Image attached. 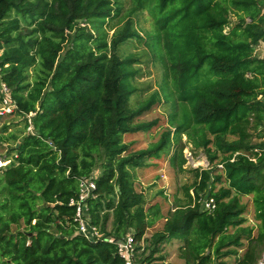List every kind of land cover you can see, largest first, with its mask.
<instances>
[{"label":"trees","instance_id":"1","mask_svg":"<svg viewBox=\"0 0 264 264\" xmlns=\"http://www.w3.org/2000/svg\"><path fill=\"white\" fill-rule=\"evenodd\" d=\"M126 1L0 0V81L11 90L16 116L33 129L0 135L9 145L5 157L15 154L14 163L0 169V264H125L117 243L131 232L152 246L148 264H165L163 247L174 239L184 242L186 264H227L232 257L235 264H258L264 252V59L254 46L264 42V0H129L122 14ZM144 12L153 22L144 35L147 47L164 76L159 90L131 108L139 60L119 49L143 38L132 18ZM118 18L125 22L121 29L112 23ZM37 65L40 76L29 82ZM161 103L172 108L168 129L149 148L134 151L124 137L156 128L158 118L134 122ZM184 135L205 150L210 167L191 170L197 181L184 187L187 202L164 217L160 206L144 207L130 171L159 159ZM183 149L171 156L173 166L187 162ZM85 177L96 183L87 201L101 235L93 240L78 233L70 205ZM251 195L257 231L246 226L240 200ZM205 196L215 199L212 212L198 203ZM163 218V228L147 240Z\"/></svg>","mask_w":264,"mask_h":264},{"label":"rangeland","instance_id":"2","mask_svg":"<svg viewBox=\"0 0 264 264\" xmlns=\"http://www.w3.org/2000/svg\"><path fill=\"white\" fill-rule=\"evenodd\" d=\"M130 5V1L127 0L122 14L125 13ZM132 19L134 29L141 31L143 33V38L130 39L120 46L119 53L122 57L134 55L139 60V64L136 65L138 75L133 80L138 91L132 96L130 101V107L135 108L141 101L147 100L154 92L159 90L164 76V69L158 62L154 61L147 47V40L144 37L146 32L153 30L152 18L149 16L148 12H144ZM232 20L236 21V17H232ZM112 23L117 26L118 29H121L125 24L121 18L114 20ZM113 32L114 31H110V35H112ZM28 73V81L34 82V80L40 76L39 66L37 65L35 68L30 69ZM171 113L172 108L170 104L161 103L155 106L148 115L138 118L134 123L148 122L158 118L160 119L159 125L149 133L140 132L126 135L124 141L132 144V149L134 151L149 148L151 145L158 142L162 134L168 129V119ZM27 132L28 130L25 128L24 121L16 115L5 118L0 117V135L9 136L15 133L21 136ZM251 134L253 135L254 143L261 142L258 137V131L251 130ZM182 146L184 148L183 154L187 162L180 168L178 167V162L176 166H173L170 158L175 154L177 147ZM8 153L9 145L0 141V156H7ZM11 156L12 157L8 159H10V164H13L15 154H11ZM209 167L210 162L205 150L194 149L192 143L188 140L187 136L184 135L179 144H175V146L168 149V151L163 152L159 159H149L144 167L131 169L130 173L136 191L142 193L144 196V207L149 210L151 207L153 208L155 205H158L161 208L163 216L166 217L169 212L174 211L177 203L187 202L184 187L194 184L197 181L196 172H192L191 170L198 168L204 170ZM98 171H100V168H98ZM219 187L220 185H217V189ZM190 192L193 194V191ZM240 200L246 208V213L244 215L248 220L246 226H251L257 231L259 222L255 219L253 196H242ZM164 223V218L158 220L156 224L147 231L145 238L150 240L157 231L163 228ZM142 244L141 246L139 245L137 264H148L146 258L150 256L152 246L147 245L145 241H143ZM247 245L248 243L245 242V246ZM183 246L184 242L177 239L171 240L165 244L161 253L165 257V264H186L185 260L181 258V249ZM236 259V257L227 259V264H235Z\"/></svg>","mask_w":264,"mask_h":264},{"label":"built area","instance_id":"3","mask_svg":"<svg viewBox=\"0 0 264 264\" xmlns=\"http://www.w3.org/2000/svg\"><path fill=\"white\" fill-rule=\"evenodd\" d=\"M254 52L257 57L264 59V42H260L259 44L254 46ZM3 53V43L0 40V56ZM260 55V56H259ZM18 110V106L13 100L11 96V90L8 86L0 81V117L5 118L9 116L16 115ZM34 115L31 113L27 115L29 119ZM31 122V120H30ZM28 132L33 133L32 126L28 127ZM255 152H259L258 149ZM236 155L231 161L235 160ZM15 158V156H14ZM13 159V158H12ZM252 161H256L255 158H250ZM14 161V159H13ZM10 164V159L5 156H0V169L8 167ZM219 169H223V165H218ZM80 192L79 196L76 199H72L70 202L71 206H75L76 214L75 221L77 223V230L79 234H82L89 239L93 240L94 238H99L101 235L99 234V230L90 223L87 211V201L90 197H94V191L96 190V183L94 177H85L80 180ZM198 203L201 205V208L204 211L212 212L216 208V202L214 198L210 197H201L198 200ZM144 241V240H143ZM141 241L137 242L134 233H129L124 240H121L118 245V254L119 256L125 260V264H137V254L139 253V245H143ZM258 264H264V252L262 257L259 260Z\"/></svg>","mask_w":264,"mask_h":264},{"label":"water","instance_id":"4","mask_svg":"<svg viewBox=\"0 0 264 264\" xmlns=\"http://www.w3.org/2000/svg\"><path fill=\"white\" fill-rule=\"evenodd\" d=\"M120 241H121V240H120ZM120 241H118V243H119Z\"/></svg>","mask_w":264,"mask_h":264},{"label":"crops","instance_id":"5","mask_svg":"<svg viewBox=\"0 0 264 264\" xmlns=\"http://www.w3.org/2000/svg\"><path fill=\"white\" fill-rule=\"evenodd\" d=\"M262 141H264V139Z\"/></svg>","mask_w":264,"mask_h":264}]
</instances>
